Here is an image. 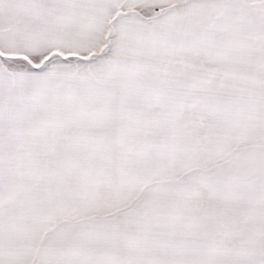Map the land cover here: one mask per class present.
<instances>
[{
  "label": "snow or ice",
  "instance_id": "obj_1",
  "mask_svg": "<svg viewBox=\"0 0 264 264\" xmlns=\"http://www.w3.org/2000/svg\"><path fill=\"white\" fill-rule=\"evenodd\" d=\"M0 264H264V0H0Z\"/></svg>",
  "mask_w": 264,
  "mask_h": 264
}]
</instances>
